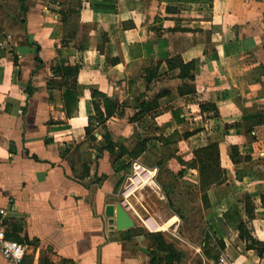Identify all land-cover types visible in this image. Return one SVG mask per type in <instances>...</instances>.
Wrapping results in <instances>:
<instances>
[{
  "label": "crops",
  "instance_id": "crops-1",
  "mask_svg": "<svg viewBox=\"0 0 264 264\" xmlns=\"http://www.w3.org/2000/svg\"><path fill=\"white\" fill-rule=\"evenodd\" d=\"M134 163L155 179L112 231ZM167 180L193 187L206 232L187 264H264V0H0V208L21 264H147L131 202L150 187L179 206Z\"/></svg>",
  "mask_w": 264,
  "mask_h": 264
},
{
  "label": "rangeland",
  "instance_id": "rangeland-1",
  "mask_svg": "<svg viewBox=\"0 0 264 264\" xmlns=\"http://www.w3.org/2000/svg\"><path fill=\"white\" fill-rule=\"evenodd\" d=\"M168 169V168H167ZM167 179V178H166ZM130 184L129 181H126L124 184V188L122 189L121 192V202L123 201V194L126 192H131V191H135L134 189L139 185L138 183L135 184L134 186L128 188L127 186ZM167 185H169L167 188V191L170 192V190L173 189V185H176V188L181 189V191H183L184 193H186V196L181 198V199H175V198H171L175 203L177 202L179 206H173L172 204L171 207H169L168 203L165 200H161L159 196H157L154 193V190H152L150 187H146V188H142V190H140V192H138V194L136 193L137 197L135 198V203L133 201V203L131 202L132 206L137 205L138 207H140L141 212L139 213L142 218H136L135 216V220H137L136 225H138L139 228V232H137L135 234V237H133L134 239L132 240L131 244H133L134 246L138 247L139 243L137 244V242H141V246L138 247L139 252L143 253L146 257V263L149 264L152 260V250L150 249L151 246V241L150 239L147 237L148 233H158L160 232L161 234H163L166 237V240L169 243H172L179 251H182L185 255L183 256V260L182 262L178 263V264H187V261L190 260V256H189V251L190 249L193 251L192 248L189 247V244H187L186 242H190V244H199L200 241L202 240V238H204L206 236V232L204 231V227L202 226L201 223V214L198 213L197 211V207L194 206V204H191L194 200L193 198H191V190H193V187L186 183V182H182V183H172L171 180H167ZM127 187V189H126ZM137 189V188H136ZM170 189V190H169ZM175 189V188H174ZM175 192V191H174ZM133 198V196H132ZM131 198V199H132ZM128 208V206H127ZM172 208H176L179 209L180 212H182V214L184 215V219L182 220V226L181 229H176V230H166L168 227H166V231L163 230H159L158 224L156 225L155 223H153V221L151 220L152 218H155L158 222L160 216L164 219L165 214L166 216L171 215V211ZM150 219V220H149ZM143 221H149L148 224L151 227V230H148L144 225H143ZM165 225V224H164ZM161 225V226H164ZM157 226V228H156ZM193 226H197V230L193 229ZM159 231H158V230ZM157 231V232H155ZM130 235L127 236L126 239L130 240ZM145 248V250H144ZM189 249V250H188ZM142 252H141V251ZM195 262V261H194Z\"/></svg>",
  "mask_w": 264,
  "mask_h": 264
},
{
  "label": "built area",
  "instance_id": "built-area-1",
  "mask_svg": "<svg viewBox=\"0 0 264 264\" xmlns=\"http://www.w3.org/2000/svg\"><path fill=\"white\" fill-rule=\"evenodd\" d=\"M99 126H100V123L96 121L95 127H99ZM155 172L156 171L154 172L147 171L146 169L142 168L140 165L134 163L133 164V174L129 177L128 181L130 182V184L127 187L130 188L137 183H140V185L148 186L151 182L154 181ZM137 180H139V182H137ZM132 194H133L132 191L129 193L126 192L123 194L122 205H123V208L127 209L129 212L132 211L133 214L137 215V213L134 212L133 209H131L130 203L128 201L129 197ZM7 214L8 213L5 209L0 208V253L7 260L8 264H21L26 255L28 245L23 241H17V240L8 238L5 232V227L3 225V220L6 218ZM142 223L148 230H150L148 221H143Z\"/></svg>",
  "mask_w": 264,
  "mask_h": 264
},
{
  "label": "trees",
  "instance_id": "trees-1",
  "mask_svg": "<svg viewBox=\"0 0 264 264\" xmlns=\"http://www.w3.org/2000/svg\"><path fill=\"white\" fill-rule=\"evenodd\" d=\"M189 66L191 68L194 67L192 63ZM113 104V102L108 101L109 106H107V114L105 116V119L109 118V116L112 114V110L114 109ZM134 104L139 109V112L137 114H142V105H139L137 101H135ZM97 116L98 117L94 120V122L98 121L100 123V121L103 120L104 116L102 114H98ZM134 118L136 119L137 117L135 116ZM106 150L111 154H115V149L112 141H107ZM213 155V152L210 153V157H213ZM147 237L151 241L150 249L152 250L153 255L151 264H175L182 261L184 254L179 251L172 243H169L163 234H161L160 232L148 233Z\"/></svg>",
  "mask_w": 264,
  "mask_h": 264
},
{
  "label": "water",
  "instance_id": "water-1",
  "mask_svg": "<svg viewBox=\"0 0 264 264\" xmlns=\"http://www.w3.org/2000/svg\"><path fill=\"white\" fill-rule=\"evenodd\" d=\"M105 216L108 219L112 231L123 232L133 229L135 222L129 212L117 203L108 205L105 209Z\"/></svg>",
  "mask_w": 264,
  "mask_h": 264
},
{
  "label": "bare ground",
  "instance_id": "bare-ground-1",
  "mask_svg": "<svg viewBox=\"0 0 264 264\" xmlns=\"http://www.w3.org/2000/svg\"><path fill=\"white\" fill-rule=\"evenodd\" d=\"M156 187V186H155ZM178 220V218L177 217H174V218H172L168 223H166L164 226H161V225H158V228H159V230H165L166 229V227H168V226H170V225H172V224H174L176 221ZM149 227V226H148ZM156 228H157V226H156ZM149 229H150V227H149ZM151 230V229H150ZM158 230V229H157ZM158 230V231H159Z\"/></svg>",
  "mask_w": 264,
  "mask_h": 264
}]
</instances>
